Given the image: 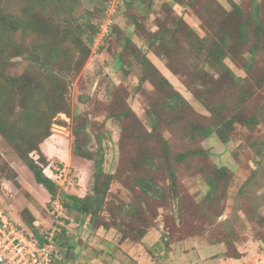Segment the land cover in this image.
Listing matches in <instances>:
<instances>
[{
    "label": "trees",
    "instance_id": "trees-1",
    "mask_svg": "<svg viewBox=\"0 0 264 264\" xmlns=\"http://www.w3.org/2000/svg\"><path fill=\"white\" fill-rule=\"evenodd\" d=\"M96 1L98 6L88 11L82 0H0V136L30 170L36 183L55 200L67 195L45 174L51 160L42 144L53 135L55 125L71 126L72 154L94 161L95 172L87 195L71 196L73 203L64 205L90 216L92 227L110 230L114 223L102 212L110 209L108 197L114 176L104 172L102 152L89 148L92 140L99 143L101 138L99 132H92L95 124L90 115L73 114L67 97L71 80L81 73L101 31L99 16L106 13L110 3ZM134 1L125 0L126 21L148 49L164 59L167 68L183 80L210 115L198 114L150 58L141 53V48L125 39L119 24L109 25L100 51L106 44L121 49L120 64L129 57L143 67L136 91H141L147 82L156 91L146 110L152 121L150 130L121 99H112L113 111L103 112L106 119L119 121L123 131L135 137L137 149L131 162L135 170L125 183L131 197L121 205L116 220L120 243L143 241L155 226L159 209H169L174 223L178 218L182 225L192 227V215L185 207L187 192L181 182L189 175L198 178L206 192L198 208L202 226L185 237L207 236L211 245L224 246L221 256L237 260L242 258V252L236 244L235 225L246 219L259 234L258 241L264 248V135H255L264 125V96L255 95L248 83L263 89L264 0H227L230 9L218 0H171L161 6V16L156 12L155 0H141L140 6H134ZM175 5L201 20L203 36ZM152 15L155 18L151 19ZM229 63L243 70L246 77L237 75ZM253 102L255 107L250 108ZM61 114L71 122L60 119ZM128 118L135 122L127 123ZM240 128L247 149L254 153L256 169L239 188L234 213L220 220L235 174L212 163L202 144L214 134L227 144ZM57 165L63 167L60 162ZM0 177L21 188L17 172L2 154ZM21 217L35 237L42 239V227L36 226V217L28 208ZM169 238H161L164 248L172 246ZM178 238L176 243L183 242L182 237ZM68 246L70 253L76 248L74 244Z\"/></svg>",
    "mask_w": 264,
    "mask_h": 264
},
{
    "label": "rangeland",
    "instance_id": "rangeland-1",
    "mask_svg": "<svg viewBox=\"0 0 264 264\" xmlns=\"http://www.w3.org/2000/svg\"><path fill=\"white\" fill-rule=\"evenodd\" d=\"M82 1L84 8L88 11H92L98 6L96 0ZM170 1L155 0L156 12L160 16L161 6ZM218 1L226 8H231L227 0ZM236 1L239 2L240 0ZM140 3L141 0H135L134 6H140ZM126 6L125 0H110L106 13L99 16V20H102L101 31L95 37V41L91 46V55L81 73L71 80L67 95L72 113L90 115V120L95 124L91 128L92 132L94 134L95 132L100 133L99 143L94 139L89 144V148L94 152L98 150L102 152V168L106 174L114 176L108 197L110 209L107 207L102 212L114 225L110 230L102 227L96 229L91 226L90 216L82 215L72 207L71 209L65 207V203L67 205L73 203L71 196L76 195L79 198H83L87 194L93 183L95 162L81 159L72 154L73 136H69L66 133L67 131L72 132L71 126L69 128L63 127L64 129H60L64 139V148L60 157L63 161V167L57 165L59 161L56 159L57 161H54V165L58 166V170L45 169V174L55 180L67 195L65 198L59 196L63 211L61 217L58 218L62 223L60 232L57 235V247L60 251V258L55 264H264V248L258 241L259 234L246 219L235 225L238 231V242L236 241V244L242 252V258L237 260L225 259L221 256L224 246L211 245L207 236L192 235L185 237L188 233L189 235L192 234V229L199 230L202 226V218H199L198 208L201 204V198L206 192L203 183L198 178L190 177L189 175H185L181 182L187 192L185 207L187 212L192 215L190 216L191 222H193L192 227H187L186 224L182 225L178 218H176V223H174L171 219L172 212L169 209H159L155 226L149 229L148 235L143 241L129 240L125 243H120L121 233L116 226V220L120 216L121 205L123 202H128L131 197V192L125 183H127L128 177L135 170L131 162H133L132 157L137 149L135 148V137L125 133L119 121L106 119L105 114L114 109V106L110 105L112 99H121L136 113L139 122L150 130L152 121L146 110L152 105L151 99L156 91L149 82L144 85L141 91H136L142 77L143 67L129 57L126 62L120 64L118 56L122 52L121 49H113L106 44V47L100 51L101 44H103L108 33L109 25L119 24L123 30V36L126 37L125 39H131L133 45L136 44L141 48V53L150 58L163 76L184 96L194 110L203 116L210 115L195 99L193 93L186 88L183 80L167 68L166 61L158 57L153 50L148 49L147 45L138 37L136 31L126 21ZM175 6L178 12L185 16L188 24L203 36L201 20L192 12L187 11L188 13H186V11H182L181 7H178L179 5ZM153 18H155V15L151 16V19ZM84 39L86 40V37ZM121 46L123 49L124 45ZM16 62H19V60H16ZM229 64L237 75L246 77L243 70L238 69L231 63ZM260 64L262 65V62ZM206 69L216 75L210 66H206ZM248 83L255 95L264 96V85L263 89L259 90L252 85V82ZM259 100L260 98H257V101ZM254 107L255 104L253 102L250 108ZM103 112L106 113L104 114ZM96 114L98 115L96 116ZM95 116L98 118L97 121H94ZM59 117L68 123L71 122L64 114L59 115ZM126 121L127 123L135 122L133 118H128ZM255 135H264L263 124L258 128ZM242 136L243 130L240 128L237 135L227 144L221 142L215 134L202 144L208 150L212 163L218 167H227L235 174L227 191L228 197L226 202H224L225 212L220 220H224L234 213L236 203L239 200L238 190L256 169L254 153L247 149L246 142ZM138 145L141 146V144ZM241 146H243V150ZM0 154L3 155L4 159L12 162L22 177L21 182L25 185V190L31 194L28 195L23 189L16 188L10 181L0 177V209L14 224L29 230L30 228L23 222L21 214L25 208L30 207L36 214L38 221L36 226H41V232H45L51 228L57 218L52 215L54 210L51 204L52 199L46 201L49 196L48 192L42 185L36 183L33 174L18 159L15 152L1 136ZM260 193H262V190L259 191ZM174 205H176V199ZM187 212H185L186 215ZM261 212L264 214V207ZM240 216L243 218V213ZM136 225H138V222L134 225V229ZM216 226L218 224L214 225L218 229ZM163 236L170 237L172 246L164 248V244L161 243ZM178 237H182L183 239L181 240L183 242L176 243L175 241H178ZM70 244L76 245V248L72 249V253L69 252L68 245Z\"/></svg>",
    "mask_w": 264,
    "mask_h": 264
},
{
    "label": "built area",
    "instance_id": "built-area-1",
    "mask_svg": "<svg viewBox=\"0 0 264 264\" xmlns=\"http://www.w3.org/2000/svg\"><path fill=\"white\" fill-rule=\"evenodd\" d=\"M54 224L42 233V239L35 237L29 229L14 224L0 209V264H55L59 260L57 235L62 223L58 220L63 206L59 198L52 200Z\"/></svg>",
    "mask_w": 264,
    "mask_h": 264
},
{
    "label": "crops",
    "instance_id": "crops-1",
    "mask_svg": "<svg viewBox=\"0 0 264 264\" xmlns=\"http://www.w3.org/2000/svg\"><path fill=\"white\" fill-rule=\"evenodd\" d=\"M60 129H64L63 127H59V126H56L55 129H53V135L47 139L43 144H42V150L44 151V153L48 156V158L51 160V165H50V168L48 167L49 170H58L59 168H57L58 166H55L54 165V161L57 159L61 164L63 163L62 159L60 158L61 157V153L63 151V148H64V139L62 137V134H61V131ZM67 135H71V131H67L66 132ZM54 140V142H52ZM56 160V161H57ZM11 166L13 167V169L17 172L18 174V178H17V182L19 183V185L21 186V190L23 189L24 191L25 190V185L22 184L21 182V175L19 174V172L15 169V167L13 166L12 162H10ZM77 167V166H76ZM78 168V167H77ZM77 168H74V169H77ZM79 169V168H78ZM77 171V170H76ZM89 176V175H88ZM24 178V177H23ZM93 179V178H92ZM90 181V179H89ZM90 189V188H89ZM89 191V190H88ZM28 193V195H31L30 192L26 191ZM88 193V192H87ZM87 195V194H86ZM85 195V196H86ZM84 196V197H85ZM50 197L48 196V199H46V201H49ZM51 200V199H50ZM28 209L30 210V212L34 215V217H36V214L33 212V210L28 207ZM37 219H36V223H37ZM35 223V224H36ZM214 246H217V245H214ZM222 246V245H221ZM222 251H224L222 249Z\"/></svg>",
    "mask_w": 264,
    "mask_h": 264
}]
</instances>
